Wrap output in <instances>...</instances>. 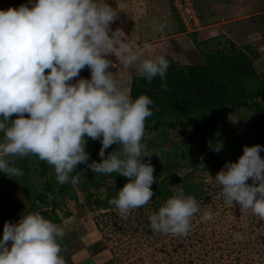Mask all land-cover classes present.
<instances>
[{
  "label": "clouds",
  "instance_id": "9594fccd",
  "mask_svg": "<svg viewBox=\"0 0 264 264\" xmlns=\"http://www.w3.org/2000/svg\"><path fill=\"white\" fill-rule=\"evenodd\" d=\"M116 19L117 11L105 0H35L31 7L0 11V172L22 176L23 170L9 158L31 154L53 166L59 184L76 186L81 174H71L90 158L86 137L100 140L101 162L87 167L95 174L129 178L109 200L125 218L154 195V168L141 162L152 155L141 141L153 101L144 94L133 99L121 88L107 57L114 56L125 67L136 65L149 83L159 76L165 88L169 64L163 55L142 59L120 28L110 29ZM166 27L159 25L156 31ZM143 48L150 51L152 45ZM85 67L91 78L72 83ZM114 144L118 149L105 158V150ZM262 150L258 144L245 146L238 162L226 163L215 179L227 203L236 202L264 220ZM198 211L195 197L181 188L149 217L150 226L163 234L186 235ZM63 235L62 228L39 212L24 214L16 224L5 222L0 264H66L58 243Z\"/></svg>",
  "mask_w": 264,
  "mask_h": 264
},
{
  "label": "rangeland",
  "instance_id": "374dc122",
  "mask_svg": "<svg viewBox=\"0 0 264 264\" xmlns=\"http://www.w3.org/2000/svg\"><path fill=\"white\" fill-rule=\"evenodd\" d=\"M189 1L192 3L194 0ZM189 1L105 0L117 11V19L110 24L112 31L120 28L127 36L126 41L132 42L142 53V59L151 55H163L169 66L175 68L186 67L185 63L202 64L199 54L202 52V46L198 47L195 41L193 46L189 45L188 50L186 43L183 45L175 39L187 33L191 35L194 28H199L198 23L193 24L192 17L196 15V9L188 3ZM239 1L246 6L241 12L245 18L240 22L244 23L242 25H245L247 32H254L248 18L264 13V0ZM34 3L35 0H0V11L21 5L31 7ZM214 11L210 15L202 16V22L212 25L214 20L222 21L216 19ZM234 14L235 12L233 16ZM162 24L167 25L164 31H156L157 26ZM231 24L226 25L225 30L233 29V23ZM235 39L238 40L237 37ZM145 43L152 45L150 51L143 48ZM195 46L196 49H193ZM228 47L229 42L220 36L218 40L210 41L208 46L206 43L204 48L206 53L211 54L215 50H228ZM236 48L238 49L237 46ZM194 50H199V53ZM107 58L114 64L109 71L113 72L119 86H123L133 76H140L136 65L125 67L114 56L109 55ZM254 68L257 73L264 74L261 68ZM78 78L90 79V69L85 67ZM256 100L261 102L264 108V94ZM257 127V118L252 107L238 109L228 112L224 119H216L214 123L205 121L189 126L188 136L183 135L187 144L185 148L191 149L194 146L199 150L212 143L216 147L229 145L234 148L232 152L238 153L241 149L235 144L246 139L256 140ZM177 136L178 132H174L159 138L154 131L145 130L141 143L152 155L150 158L142 157L141 162L150 163L154 168V183L151 185L154 195L148 204L131 210L125 218L118 214L115 206L109 204V200L117 197V192L129 182V178L116 173L95 174L87 167V164L93 161L101 162L98 155L101 148L99 146H95L92 152L88 153L90 158L87 164H84L86 170L81 185L73 186L55 196L48 193L46 205L49 206L50 213H47V216L58 219L54 221L52 218H45L62 228L65 234H69L68 238L74 241L61 253L66 264H70L69 256L77 254L84 259H77L73 264H264V220L254 215L251 209H243L236 202H226L222 186L215 179L218 172L226 169L213 167L216 158L221 154L213 153L210 157L197 155L192 159L194 168L186 161L178 163L174 155L182 139ZM218 136H222L219 142ZM118 147L114 144L106 149L105 158ZM228 151L230 150L226 152L229 153ZM259 155L264 159V154ZM12 159L15 160V166L23 170V175L9 177L0 172V220L6 216L15 219L30 209L32 202L42 192L45 182L56 190L60 186L53 166L37 156L30 154L24 158ZM41 171L50 175L41 174ZM169 175L180 179L168 185ZM247 183L251 185L253 181L249 179ZM186 184L198 187L197 194L192 196L197 200L199 211L191 218L190 230L186 235L154 231L150 226L149 217L158 212L159 207L166 201L163 194L158 193V189L163 191L167 186L169 198L175 195L178 189L182 188L184 191L183 186ZM101 201L105 203L100 204ZM38 208L42 207L39 205ZM35 210L32 212H36ZM39 213L44 216L42 211ZM206 213L210 214L211 218L205 219ZM60 222L63 225H60ZM80 225L77 234L76 228ZM65 226H72L70 230L73 232L68 230L67 233L63 228Z\"/></svg>",
  "mask_w": 264,
  "mask_h": 264
},
{
  "label": "trees",
  "instance_id": "16d2710c",
  "mask_svg": "<svg viewBox=\"0 0 264 264\" xmlns=\"http://www.w3.org/2000/svg\"><path fill=\"white\" fill-rule=\"evenodd\" d=\"M202 57L204 59L202 64L187 65L184 68L168 66L163 82L166 84V88L162 87L159 76L155 77L151 83L141 75L133 76L129 92L133 99L144 94L153 101V104L149 106L153 115L146 119L145 130L154 131L159 138L164 134L178 132L177 137L182 139L179 149L174 155L178 163L186 161L188 165L194 168L195 164L192 159L197 155L202 154L210 157L216 153L221 154V156L216 158L213 167H225L228 162L238 161L245 146L251 147L258 144L264 148V108L261 102L256 100L264 94V74L257 73L252 60L243 51L237 49L232 42H229L228 50H215L211 54L202 52ZM77 80H79L78 77L71 82L75 83ZM247 107L253 108L257 118V139H246L235 144L241 149L238 153L232 152L234 148L229 145L219 146L217 151L218 147L212 143L209 146L199 148V150L194 146L191 149L185 148L187 144L184 142L183 135H187L189 126L205 121L214 123L216 119H224L228 112ZM10 119H15L14 115ZM221 138L222 136H218L217 142ZM258 140L262 144H259ZM95 146L101 147V141H94L86 137L85 151L91 153ZM227 150H230L229 153L226 152ZM259 154H264V150ZM85 170L84 164H78L71 174H81L80 183L76 186L82 184ZM41 174L50 175L44 172ZM178 179L180 178L169 175L167 177L168 185ZM161 186L159 187L161 188ZM71 187L73 186L70 183L60 184L56 190L55 187L45 182L42 186V192L32 202L30 209L15 219L6 216L0 220V232L3 234L5 222L16 224L24 214L35 209L36 212L42 211L44 217H48L47 213H50V208L46 205L48 193L55 196L57 193L66 192ZM165 188L163 191L158 189V193L161 192L163 199L167 200L169 193L167 186ZM183 188L186 196H192L198 192L196 185L186 184ZM39 205L42 207L41 209L38 208ZM48 218H52L54 221L58 219L57 217Z\"/></svg>",
  "mask_w": 264,
  "mask_h": 264
},
{
  "label": "crops",
  "instance_id": "0c3cea01",
  "mask_svg": "<svg viewBox=\"0 0 264 264\" xmlns=\"http://www.w3.org/2000/svg\"><path fill=\"white\" fill-rule=\"evenodd\" d=\"M181 1L184 2V0H181ZM228 1L229 0H194L192 3L189 1L188 3H190V5L194 9H196V15L194 14L193 17L191 16L193 24L198 23L199 28L197 27L194 28L192 30V33L194 34L191 33V35L187 32H186L187 34H184V35L177 34L178 36L181 35V37L175 38V39L177 40V42L181 41L182 42L181 44L183 45L184 43H186L188 47L189 45L193 46L194 42L196 41V44L198 47L202 46L200 50L202 52H206L207 50H205L204 48L206 46V43L208 46V43L210 41H216L221 36L222 38L226 39V41L232 42L234 45H236L239 50L243 51L252 60L254 66H256L257 68H261L263 70L262 73H264V29H263L264 28L263 27L264 26V13L254 14V16H251L250 18H248V21L250 22L252 28L255 31L251 33L247 32L246 28L244 27L245 25H242L244 23L240 22L244 17L241 12L244 11L246 6H244L243 5L244 3L239 0H230L229 2ZM212 9L215 10L214 14H215L216 19L222 20V21L216 22V20H214L212 25L203 23L202 16L210 15L211 13H213ZM233 12H235L234 16H233ZM231 23H233V29H230V31H228L229 29L225 30L224 27L226 25H232ZM218 28H222V29L219 30ZM198 30H200L201 32H198ZM235 37H237L238 39L237 41ZM166 39L168 41L169 37ZM187 49L189 50L190 47ZM193 49H196V46ZM194 51L198 52L199 50H194ZM202 52L200 53L198 52V53L200 54L202 63H204ZM185 65H190V63H187V64L185 63ZM131 79H129V81H127L123 86L120 85V87L129 89ZM60 225H63V224L60 222ZM63 228L66 229L68 233V230H70L72 226L68 228L65 226ZM80 228H81V225L78 228H76V230L78 229L76 232L77 234H78V231H80ZM72 232H70V234ZM87 233H84V235H86ZM66 235L67 234L64 233L62 238H58V243L61 245V248H62L61 253L65 252V249L74 243L73 240L68 238L69 234L67 236ZM77 259L82 261L84 258L80 256L79 254H77L74 256H69L68 262H70V264L71 263L73 264V262H75V260Z\"/></svg>",
  "mask_w": 264,
  "mask_h": 264
}]
</instances>
